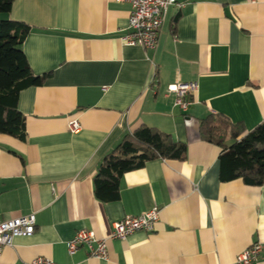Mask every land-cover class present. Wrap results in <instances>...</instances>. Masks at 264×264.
Segmentation results:
<instances>
[{
  "label": "crops",
  "instance_id": "0c3cea01",
  "mask_svg": "<svg viewBox=\"0 0 264 264\" xmlns=\"http://www.w3.org/2000/svg\"><path fill=\"white\" fill-rule=\"evenodd\" d=\"M129 10L123 0H13L0 14L29 27L22 49L32 72H50L19 92L25 139L0 133V217L36 220L0 250V264H235L255 242L251 264H264V182L222 181L221 147L199 134L210 113L240 123L242 135L264 119V0H177L154 48L121 41ZM174 82L197 85L185 112L166 92ZM142 125L186 143L185 158L149 160L123 173L118 200H98L102 157ZM154 206L153 231L109 238L111 222ZM81 229L106 240L105 259L84 246L68 254Z\"/></svg>",
  "mask_w": 264,
  "mask_h": 264
},
{
  "label": "trees",
  "instance_id": "16d2710c",
  "mask_svg": "<svg viewBox=\"0 0 264 264\" xmlns=\"http://www.w3.org/2000/svg\"><path fill=\"white\" fill-rule=\"evenodd\" d=\"M13 0H0V14L10 11ZM29 27L22 22L0 19V133L19 140L26 136L25 117L18 109L19 92L30 86L42 85L50 72H32L22 43ZM240 123L225 115L210 113L200 119V138L221 147L219 178L222 181L241 179L248 185L264 182V119L243 133ZM231 140L227 144V140ZM187 145L175 141L170 134L142 125L125 134L105 154L93 176V192L102 202L119 198L123 173L143 166L155 158L182 160Z\"/></svg>",
  "mask_w": 264,
  "mask_h": 264
},
{
  "label": "built area",
  "instance_id": "2783aa9c",
  "mask_svg": "<svg viewBox=\"0 0 264 264\" xmlns=\"http://www.w3.org/2000/svg\"><path fill=\"white\" fill-rule=\"evenodd\" d=\"M129 3V17L127 33L121 37L125 44L140 45L143 48H154L158 40L161 25L165 20L171 5L177 0H123ZM195 82H174L166 87V92L175 94L174 105L185 112L194 102L190 94L196 90ZM69 130L77 132L80 125L77 120L69 121ZM160 209L154 206L138 215H126L121 219L111 222L109 238L124 240L135 231L151 232L159 217ZM35 215L33 213L12 218L0 217V250L12 244L18 236H29L35 229ZM84 246L87 255L93 258L105 259L107 245L104 238H98L93 230L81 229L66 241L69 255ZM262 250V244L255 242L237 254L235 264H251L256 261ZM28 264H59L50 258L38 256Z\"/></svg>",
  "mask_w": 264,
  "mask_h": 264
}]
</instances>
